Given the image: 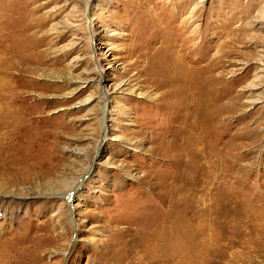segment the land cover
Returning a JSON list of instances; mask_svg holds the SVG:
<instances>
[{
    "label": "rangeland",
    "instance_id": "1",
    "mask_svg": "<svg viewBox=\"0 0 264 264\" xmlns=\"http://www.w3.org/2000/svg\"><path fill=\"white\" fill-rule=\"evenodd\" d=\"M0 77V264H264V0H0Z\"/></svg>",
    "mask_w": 264,
    "mask_h": 264
},
{
    "label": "bare ground",
    "instance_id": "2",
    "mask_svg": "<svg viewBox=\"0 0 264 264\" xmlns=\"http://www.w3.org/2000/svg\"><path fill=\"white\" fill-rule=\"evenodd\" d=\"M88 3V2H87ZM87 23H88V26H89V29L91 28V21L88 19L87 20ZM174 42V41H173ZM173 46V45H172ZM175 47V46H174ZM180 50H185L184 48H180ZM97 65L99 66V63H97ZM173 66V65H172ZM172 72H173V75L175 76V77H180L181 78V82H182V84L184 85V87L183 88H185V87H189L190 85H191V80H190V78L191 77H189L188 75H186L187 73L185 72V70H184V68H182V67H176L175 69H173L172 70ZM1 78V77H0ZM3 79V78H2ZM2 82V81H1ZM1 89H2V86L0 85V149H4L6 146H7V144H8V147L10 146V143L12 142V140H13V138H14V135L15 134H17V132H19L20 131V129H21V124H22V122L20 123V120H19V118L17 119L16 117H18V116H14V114H15V111H14V107L12 106V105H7V104H5L4 102H3V99H5V96L4 95H2V92L3 91H1ZM104 91V94L106 95L107 94V91H105V90H103ZM185 91V90H184ZM101 112H102V115H103V119L105 118V116H106V114L109 112V107L107 106V104L106 103H104L103 105H102V107H101ZM15 117V119H16V122H14L12 119ZM12 118V119H11ZM9 136H12V138H10ZM104 138L106 137V134H103L102 135ZM191 145V144H190ZM196 145V144H195ZM189 146V145H188ZM196 147V146H195ZM237 176V175H236ZM239 178V177H238ZM241 179V178H240ZM239 179V180H240ZM207 180H208V177H206L205 178V180H204V183H202V184H204L206 187H207ZM204 186V188H202V189H204L205 190V198H207V188ZM75 191H76V188H75ZM74 190L73 191H71L69 194H67L68 195V197H67V200H66V202H67V204L69 205L70 204V201H71V199L73 200V198L72 197H74V195L76 194V193H78V192H75ZM202 191V190H201ZM75 192V193H74ZM194 193V192H193ZM193 196H192V199H191V201H192V205L194 204V203H196V202H198L197 201V197L195 196V194H192ZM196 197V198H195ZM201 198V197H200ZM205 202H207V201H205ZM203 205V204H202ZM185 208V207H184ZM183 208V209H184ZM194 207H192V210H190V211H192V213H194V209H193ZM69 209H70V211H71V213H70V216L72 217L73 215H74V207L70 204V206H69ZM180 209V208H179ZM76 210V209H75ZM201 211V210H200ZM207 211V207H206V210H205V212ZM180 212V211H179ZM198 213V212H197ZM189 214H191V213H189ZM202 216L203 217H206L207 216V214L206 213H202ZM179 221L178 222H176V225H175V227H171L172 229H174V232L172 233V234H168V235H166L164 238H163V243H164V245L165 246H168L170 249H174L175 248V250H176V252L178 251L177 249L179 248L178 246H177V244L175 243V240L177 241V243H179L180 244V242L181 241H185V243H186V245H185V247H186V251H188V252H191V250H192V248H194L193 247V231H192V228H194L195 227V223H194V220L193 221H191V224L189 223L190 221H188L187 220V213H186V211L184 212V211H181L180 213H179ZM172 218V217H171ZM198 219V218H197ZM192 220V219H191ZM194 223V224H193ZM169 224H170V222H169ZM201 229V228H200ZM195 231V230H194ZM199 231V230H198ZM170 232V231H169ZM200 232H202V230H200ZM182 233H183V238H181V236H182ZM195 233H197V231H195L194 232V234ZM204 233V232H203ZM167 234V233H166ZM201 234V233H200ZM200 234H198V235H200ZM204 235V234H203ZM206 238V237H205ZM194 241H195V239H194ZM166 243H168V244H166ZM198 244V243H197ZM194 245H196V244H194ZM201 245V244H200ZM196 246H198V245H196ZM200 248H201V246H199ZM156 249H157V247H156ZM181 250V249H180ZM183 251V250H182ZM186 251H183V253H185ZM194 251V250H193ZM175 252V251H174ZM182 253V254H183ZM193 253V252H192ZM190 254V253H189ZM188 254V255H189ZM178 255H179V253H178ZM186 255V254H185ZM173 257V256H172ZM178 257V256H177ZM181 257V256H180ZM191 257H192V255H191ZM187 258H190V256H187ZM187 258H186V260H187ZM193 258V257H192ZM193 260V259H192ZM187 262V261H186ZM153 263V262H152ZM187 263H190V262H187ZM144 264V263H143ZM151 264V263H150ZM154 264V263H153ZM182 264V263H181ZM185 264V263H184Z\"/></svg>",
    "mask_w": 264,
    "mask_h": 264
}]
</instances>
